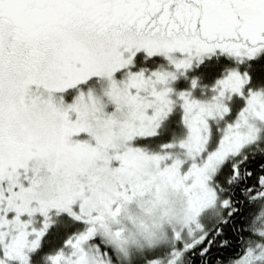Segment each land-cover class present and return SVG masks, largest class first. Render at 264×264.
<instances>
[{
    "label": "snow or ice",
    "instance_id": "1",
    "mask_svg": "<svg viewBox=\"0 0 264 264\" xmlns=\"http://www.w3.org/2000/svg\"><path fill=\"white\" fill-rule=\"evenodd\" d=\"M0 264H264V0H0Z\"/></svg>",
    "mask_w": 264,
    "mask_h": 264
},
{
    "label": "trees",
    "instance_id": "2",
    "mask_svg": "<svg viewBox=\"0 0 264 264\" xmlns=\"http://www.w3.org/2000/svg\"><path fill=\"white\" fill-rule=\"evenodd\" d=\"M152 143L155 144L156 141L153 140ZM237 204H238V206H240L242 208V203H241V200L239 198H237ZM239 219H243V217L241 216V217H239ZM237 228H239V225H237Z\"/></svg>",
    "mask_w": 264,
    "mask_h": 264
},
{
    "label": "rangeland",
    "instance_id": "3",
    "mask_svg": "<svg viewBox=\"0 0 264 264\" xmlns=\"http://www.w3.org/2000/svg\"><path fill=\"white\" fill-rule=\"evenodd\" d=\"M133 210H135V209H133ZM208 226L211 227L212 226V222H209L208 223Z\"/></svg>",
    "mask_w": 264,
    "mask_h": 264
}]
</instances>
